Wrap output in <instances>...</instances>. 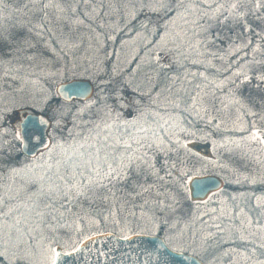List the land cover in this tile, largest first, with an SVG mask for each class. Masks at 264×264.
I'll list each match as a JSON object with an SVG mask.
<instances>
[{
    "label": "snow or ice",
    "instance_id": "obj_1",
    "mask_svg": "<svg viewBox=\"0 0 264 264\" xmlns=\"http://www.w3.org/2000/svg\"><path fill=\"white\" fill-rule=\"evenodd\" d=\"M89 2L31 0V19L0 27V66L20 64L16 69L17 74L11 79L23 80L20 72L25 65L32 68L37 60H41L45 66L54 64V44L61 52L79 47L85 39V35L79 33V28L85 25L86 20L94 21L101 16L118 14L121 20H126L130 25L145 10L153 13L163 11L172 18L163 24L162 29H153L163 30L165 34L149 53V63L155 65L157 76L164 74V79L170 81L163 89L169 94L167 102L173 108L183 105L185 110L191 109L197 114L199 110L207 112L209 108L219 110L217 101L220 105L225 104L224 99L217 97L215 92L205 90L207 85L198 84L191 93L183 87L173 92L172 86L181 80L179 75L173 77L166 74V69L179 63L178 56L173 53L185 59H189L192 52L202 55L199 49L206 48L217 39L222 43L230 40L229 47L235 45L236 53L255 44L252 57L243 68L238 67V70L231 72L226 81L212 83L217 92H226L231 103L238 106V113L244 108L243 116L264 120V53L261 58L256 57L255 54L262 50L252 38L258 36L264 40V12L261 11L264 0H218L214 8L212 5L202 6L201 0H109L106 11L104 0H92L95 6L89 11L80 12L81 4L87 5ZM178 20L184 21L187 27L179 26L180 31H175ZM141 27L147 30L149 24L141 23ZM170 35L175 39H170ZM243 36H247V40L232 39ZM169 44L175 46L169 47ZM191 62L203 63L198 59ZM75 67L78 65L73 62V68L64 65L49 74L59 76L63 71L75 70ZM89 70L85 68V71ZM187 75L191 74H186L185 80ZM101 87L119 99L122 89L132 88L136 91L140 85L133 77L126 78L113 70V75ZM151 87L155 88L156 85ZM78 94L83 93L78 91ZM41 103L42 115L19 126L13 125L9 136L0 137V262L37 264L39 258V264H60L62 258L70 257L80 249L73 248L67 252L62 245L56 244L52 234L58 219L78 204L83 206V202H87L92 205L99 200L115 197L117 193L139 197L154 190L157 198L146 200L145 204L154 205L163 225L169 224L167 217L192 215L191 207L187 206L186 189L181 183L183 177L176 170L177 178L173 179L176 165L171 163L170 152L163 142L144 143L113 135L110 130L114 124L109 123L107 117H112L116 109L107 103L97 111H93V103L73 113L59 89L45 93ZM243 116L238 115V119H243ZM66 118L74 128L84 126L85 122L91 125L88 135L65 128L63 124ZM115 120H119L118 113ZM52 122L55 123L56 133L63 137L67 132L68 139L60 142L52 136L49 131ZM238 130L245 134L247 141L258 143L261 151H264V134L257 127L255 119L246 121ZM100 131L105 134L101 136ZM45 136L48 137L47 141ZM33 141L37 142L34 147L43 144L46 154L37 152L32 155L31 150L26 152L25 149ZM236 146L240 147L239 144ZM189 174L185 172L184 176ZM251 182L256 181L252 179ZM153 217H156V212H153ZM241 239L244 237L241 236ZM260 247L264 248V244ZM241 255L251 259L246 252ZM253 264H264V260L254 261Z\"/></svg>",
    "mask_w": 264,
    "mask_h": 264
},
{
    "label": "rangeland",
    "instance_id": "obj_2",
    "mask_svg": "<svg viewBox=\"0 0 264 264\" xmlns=\"http://www.w3.org/2000/svg\"><path fill=\"white\" fill-rule=\"evenodd\" d=\"M64 2L70 3L71 0H64ZM104 2L106 11L109 0H104ZM217 2L218 0H201L202 6L212 5L213 8ZM94 6L90 0L87 5L81 4L79 10L80 12L89 11ZM32 7L31 0H2L0 3V27H8L31 19L30 9ZM261 11L264 12V9ZM148 13L152 12L145 10L141 15L144 16ZM171 18V15L167 19L162 18V23H167ZM125 23L127 21L121 20L118 14L101 16L94 21L86 20L85 25L79 28V33L84 34L85 39L79 47L74 48L76 53L72 60L66 63L67 60L60 57V60L53 65L39 64L34 70L25 67L21 69L22 73H20L23 80L11 79V76L17 74L15 72L17 68L13 64L3 67L4 71L0 70L3 73L0 79V137L9 136L13 131V125H21V119L27 113H43L41 101L45 93L55 91L57 83L73 78H90L95 89L92 98L88 100L72 99V104H69L68 107L72 108L74 113L85 105L95 103L93 111H97L103 108L105 103H109L111 108L116 109V113L112 117H107L109 123L114 124L113 129L110 130L113 135L123 136L125 139H138L144 143L159 144L163 142L170 152L171 163L176 165V169L173 170V179L177 178L176 170H179L183 177L181 183L186 189L187 206L191 207L192 215L179 218L167 217L169 224L163 225L160 223V213L154 205L145 204L146 200L152 201L157 198L154 190L139 197L135 194L117 193L115 197L99 200L92 205L83 202V206L79 204L74 206L71 212L58 219L55 232L52 234L54 239L56 242L61 240L64 243L63 250L69 251L76 248L80 240L94 233L113 230L112 232L115 231L114 233H118L120 236L138 232L157 234L156 228L162 225L167 233L165 238L161 237L172 249L205 256L207 262L204 264H253L254 261L264 260V248L260 247L264 244V194H256L253 189H250L256 185H259L260 188L264 187V151H261V145L258 143L247 141L244 138L245 134L238 130L239 126L246 121L255 119L257 127L264 134V120L243 116L246 111L244 108H241L238 113V106L231 103V98L227 96L226 92H217L212 83L213 81L216 83L226 81L231 72L238 70V67L243 68L252 57V48L255 47V44L236 53L235 45L229 47L230 40L226 39L222 43L220 39H217L206 48L199 49L202 55L192 52L189 59H185L183 56L173 53L178 56V59L183 58L186 63L181 74L188 71V67H196L197 64H200V67H203L202 65L211 66L213 71L210 74L212 75L201 71L203 80L199 81V79L188 77V81L191 80L195 84L193 89L198 84L207 85L205 89L207 92H215L217 97L225 101L224 105H220L217 101L219 110L212 108H209L207 112L199 110L200 123L207 129L205 130L207 135H202L198 134L195 127L183 123L180 116H173L172 113L160 118L161 120L153 121L146 115L150 108L156 106L158 98H160L157 92H151L155 90L151 87L154 83V76H146V73L152 72V68L155 67L154 64L149 63V53L156 48L160 37L165 33L162 30L159 39L153 41L142 32H137L132 36L125 37L118 48L113 51L112 42ZM177 25L174 26L175 31H180L179 26H185L182 20H178ZM171 32L172 28L169 29L170 34ZM169 38L175 39L172 35ZM247 38V36H243L232 39L247 40ZM252 38L255 43L260 44L262 51L255 54L259 59L264 53V40L258 36ZM84 45L88 47V51L90 49L93 51L92 58L86 54L85 57L80 55L79 51L83 50ZM106 46L109 55L112 53L115 56L111 60L112 66L110 67L112 69L107 77L104 75V67L99 64L102 59V51ZM174 46L169 44V47ZM53 47L56 49L55 57H59L58 46L54 44ZM211 53L217 55L214 56ZM234 53L236 54L233 55ZM192 59L201 60L203 63L193 64ZM73 62L78 65L75 70L63 71L59 76L49 74L64 65L73 68ZM85 68L90 70L85 71ZM226 69L227 71H225ZM113 70L122 73L126 78L133 77L140 88L136 91H133L132 88L122 89L119 99L110 95L109 90L101 85L113 75ZM137 72H139L138 75ZM172 76L177 75L172 74ZM164 81L166 85L170 82ZM117 113L119 120H115ZM150 114L152 113L150 112ZM238 115L243 116V119H238ZM63 126L69 131L85 136L88 135L89 127H91L85 122L84 126L74 128V125L68 122V118L64 121ZM218 130L232 131L235 135L221 137L222 135L217 133ZM49 131L60 142L68 139L67 132L63 137L56 133L54 122H52ZM93 134L95 135V133ZM104 134L103 131H100L101 136ZM190 144H197L199 147H191ZM237 144L240 147H237ZM46 152L47 150L39 151L41 154H46ZM185 172L190 174L184 176ZM202 174L221 176L229 187L212 193L207 200L194 201L189 196L187 182L192 175ZM245 177L249 179H245ZM252 179H255L256 182L252 183ZM246 198L252 200V207L244 203ZM153 212H156V217H153ZM216 225L220 227L217 228ZM210 233L212 235H209ZM241 236L244 239H241ZM206 237L207 239H205ZM245 252L251 259H246L241 255ZM37 264H39V258H37Z\"/></svg>",
    "mask_w": 264,
    "mask_h": 264
},
{
    "label": "water",
    "instance_id": "obj_3",
    "mask_svg": "<svg viewBox=\"0 0 264 264\" xmlns=\"http://www.w3.org/2000/svg\"><path fill=\"white\" fill-rule=\"evenodd\" d=\"M66 102L72 99L88 100L94 94V85L90 78H73L56 84ZM82 92L83 94H78ZM43 113H27L21 124L37 119ZM52 124V123H51ZM45 141L48 137H44ZM33 141L25 151L31 150L32 155L46 150L43 144ZM191 147H199L190 144ZM225 181L215 174L192 175L187 182L189 196L194 201L207 200L208 197L225 188ZM202 189V190H201ZM90 237V239H89ZM125 237H129L125 239ZM76 248L80 250L70 257H64L60 264H204L192 253L177 251L168 246L161 236L149 233H132L120 236L112 231L91 234L83 238ZM69 250L67 252H70Z\"/></svg>",
    "mask_w": 264,
    "mask_h": 264
},
{
    "label": "trees",
    "instance_id": "obj_4",
    "mask_svg": "<svg viewBox=\"0 0 264 264\" xmlns=\"http://www.w3.org/2000/svg\"><path fill=\"white\" fill-rule=\"evenodd\" d=\"M160 14H157V13H148V14H145L144 16H142L141 14L137 17V19L135 21H133L130 25L128 23H125L123 24V26L119 29V31L117 32L112 44L114 46L113 48V51L118 48V46L120 45V42L125 38V37H128V36H132L134 35L135 33L137 32H142L146 37H150V39L153 41H156L157 39H159V37L162 35L161 31H154L153 29H162L163 28V19H167L169 17V14L161 11L159 12ZM163 18V19H162ZM141 23H146V24H149V28L147 30L143 29L141 27ZM83 50H80L79 53L81 52V56L85 57V54L86 56H89L92 58V55L94 54L93 51L90 49V51H88V47H85V45L83 46ZM58 52H59V57H55L54 58V63H57V61L60 60V57L62 59H66V63L70 60H72L74 57L73 55H75L76 53V49H72L70 52L68 49H65L63 52H61L60 48L57 47ZM108 47L106 46L105 49H103L102 51V59H100V62L99 64L104 67V75L107 77L110 73V70L112 69L110 66H112L111 64V60H113V58H115L114 54H110L108 53ZM78 53V54H79ZM114 53V52H113ZM72 54V55H71ZM88 57V58H89ZM50 59H53V57H49ZM89 58V59H91ZM179 63L176 64L175 66H172V68H168L166 69V74L172 76L173 75H179L181 77V80L179 83H177L176 85H173V92H176L178 89H180L181 87L185 88L189 93H191L193 91V86L195 85L191 80L188 81V77L189 78H192V79H199V81L203 80L202 78V75H201V71H204V73L206 74H209V75H212L210 74L211 71H213V68L211 66H205V65H202L203 67H200L199 65L200 64H197L196 67H188V71H184L183 74H181V71H183L185 69V66H186V63H184V59L183 58H180L179 59ZM42 62L41 60H37L34 62V65L38 66L39 64H42L43 63H40ZM7 64L3 65V66H0V70L1 71H4L3 70V67H5ZM19 64H13V66H16V68H19L20 66H17ZM36 66L32 67V68H29L30 70H34L36 68ZM45 66V65H44ZM26 68L27 65H25ZM184 67V69H183ZM24 69V68H23ZM155 67L152 68V72H147L146 73V76H154V83L153 85H156L154 91H151L152 93L153 92H157L160 96V98H158V103L156 104V106L153 108H150V111H148L146 113V115L150 118V120H157V119H162L163 117H165L168 113H172L173 116H180V119L182 120L183 123H185L186 125L188 126H193L195 127L196 131L198 132V134H202V135H207L205 133V130H207L205 128L204 125H202L200 123V116L197 114L196 111H192L191 109H188V110H185V106H181L180 108H173L171 104H169L167 102V98L169 97V94L167 92H164L163 89L170 84V82H168V84L166 85V82L164 81V74H161L160 76H157L156 72L154 71ZM0 71V79L2 77V72ZM8 73L11 74V72L9 70H7ZM16 72V70H15ZM22 73V71L20 72ZM139 72H137V75H138ZM186 74H191V75H187V80L184 79L185 75ZM126 77V76H125ZM95 83V82H94ZM97 85V84H95ZM98 87V86H97ZM192 87V88H191ZM152 89V90H153ZM66 103V102H65ZM69 104H72L71 102L69 103H66L67 106H69ZM109 104V103H108ZM98 106H100V104H98ZM160 106V107H159ZM159 107V108H158ZM150 112L152 114H150ZM72 113L69 114V116L71 117ZM160 119V120H161ZM218 135H222L221 137H230V136H234L235 133L232 132V131H222V130H218L217 131ZM211 137V135H208ZM225 188H228L229 186L225 183ZM239 187V186H238ZM264 188V187H263ZM263 188H260L259 185H256V186H252L250 189L254 191V193L256 194H259V193H263L264 194V189ZM238 189V188H236ZM241 189V187H240ZM239 189V190H240ZM244 203L246 205H248L249 207H252V200H248L247 198L245 199ZM163 226L162 225H159L157 228H156V231H157V235H160L162 237H166V231L162 228ZM112 229V228H111ZM113 231V230H112ZM115 232V231H114ZM81 241V240H80ZM56 244H59V245H64V243L61 241V240H57ZM200 260H203V263H206L207 260L205 259V256H198L196 255ZM0 264H4V262H0Z\"/></svg>",
    "mask_w": 264,
    "mask_h": 264
},
{
    "label": "flooded vegetation",
    "instance_id": "obj_5",
    "mask_svg": "<svg viewBox=\"0 0 264 264\" xmlns=\"http://www.w3.org/2000/svg\"><path fill=\"white\" fill-rule=\"evenodd\" d=\"M160 236V235H159ZM169 246V245H168ZM170 247V246H169ZM171 248V247H170ZM183 252H185V251H183ZM186 253H188V252H186ZM196 256V255H195Z\"/></svg>",
    "mask_w": 264,
    "mask_h": 264
}]
</instances>
